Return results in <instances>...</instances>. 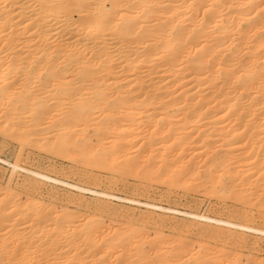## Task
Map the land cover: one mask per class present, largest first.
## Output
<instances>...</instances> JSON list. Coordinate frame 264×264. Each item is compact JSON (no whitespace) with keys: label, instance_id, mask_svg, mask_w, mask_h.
Returning <instances> with one entry per match:
<instances>
[{"label":"bare ground","instance_id":"obj_1","mask_svg":"<svg viewBox=\"0 0 264 264\" xmlns=\"http://www.w3.org/2000/svg\"><path fill=\"white\" fill-rule=\"evenodd\" d=\"M12 142L17 159L0 154L11 166L0 176V264H264L239 248L248 232L264 237L261 226L21 164L36 149L264 221V0H0V151ZM45 184L78 191L75 201L96 195L103 214L57 205L53 192L29 201ZM110 198L206 224L188 238L108 221Z\"/></svg>","mask_w":264,"mask_h":264},{"label":"rangeland","instance_id":"obj_2","mask_svg":"<svg viewBox=\"0 0 264 264\" xmlns=\"http://www.w3.org/2000/svg\"><path fill=\"white\" fill-rule=\"evenodd\" d=\"M17 145H18L17 143L12 142L11 147L9 146L8 148L4 149L2 152L0 151V154L2 155L3 159H7L11 162L15 161L18 157L17 155L20 150V148H18L19 145L18 146ZM0 150L2 149L0 148ZM29 151L33 154L30 153L31 154L30 155ZM32 151L31 149L30 150L28 149L27 152L24 153V156L21 159L23 161V162L21 161L22 162L21 164L30 169H39L45 172L47 171L53 176H57L61 179H65V180H68L70 182H75V183L78 182L89 188L96 189L98 191L105 190V191L110 192L113 195H116L117 197L120 196L123 198H130V199H134L136 201L142 202V203L147 202V203H152V204H158L160 206H163L166 208L171 207L179 211L206 214V215L215 216L219 218L229 219L235 222H238V221L242 222L243 220H245V222L249 224H256L264 228L263 220H260V219L259 220L255 219V221L246 220L242 216H240L238 213H235L236 208H237L235 205L236 202H233L230 200H226L225 202V200H219L214 197H209L203 193L202 194L192 193L188 195L187 193H185L183 190H180V189H176L175 191L170 190L168 192L169 189H167V186L166 185L164 186L161 183L158 184V183L153 182V184L152 183L146 184L145 182H142L134 178V176H132V178L130 176L124 177L119 174H112L109 171L101 170V169H92V172H90L91 168L88 167L87 165L86 166L77 165L74 162H71L69 160L67 161V159L57 157L51 154L49 155L44 151H40L36 149ZM27 155L31 159L28 158ZM25 157H27L29 161ZM33 157L34 159H32ZM10 173H11V166L6 162L0 161L1 178L5 179L7 176L10 175ZM116 175L118 177H116ZM119 176L121 177L119 178ZM52 192L55 194V198H58V196H60V199L58 198V200L56 199L52 200L54 201L53 203L56 202L57 205H60L63 207L70 206L71 209H76L79 212L81 211L82 214H84L85 212L93 211V210L94 211L97 210L98 212L97 211L95 212L97 213L102 212L101 214H103V211L101 209L95 208V206L97 205V201H98L97 200L98 197L96 195L89 193V192L84 193L82 196L84 199L82 200L84 202H81L79 200H76L77 201L76 202L75 200L71 199V197H73V195H75L74 197H76L78 194L76 198H79V197L81 198V196H79V192L76 190H73L72 188L65 187L62 185L56 186V185H51V184H45L40 193L33 194L36 196V199L34 198L33 200H29V201L33 203L34 200L37 201V200L46 198V196H48V194L50 193L52 194ZM106 201L109 202L107 204L109 207L108 209L104 211V215L106 217L105 219L106 220L108 219V221L111 219H118L120 221L131 220L135 223L137 221V223L139 224H143V223L145 224L148 221L147 224L148 223L149 224L148 225L145 224V226L149 228L150 230L157 228V227H161L167 234L173 235V233L177 234L178 232V234H180L181 232L182 234L184 233L183 235L187 236L188 238L201 237V234H199L201 233L200 229L205 227V224H206L204 222V224H201L200 226V224L196 225L195 223H193L195 226L193 227V225H191L192 223H190L192 220L179 213H175L176 215H174V213L173 214L169 213L168 214L169 216L167 214L162 215L161 211H155L156 213H153L152 212L153 209H149L143 204H138V203L134 204V203H129V202L127 203L126 201L118 200L117 198H110ZM126 210L128 213H126ZM119 211H121V213H119ZM170 214L172 215L170 216ZM159 219H162L163 221L161 222V220ZM186 225L187 227H191V228H187ZM50 227H52V225ZM245 236L248 237L246 238V240L248 241V243L249 242L250 243L246 245H240L239 246L240 250L242 249L241 251L244 254L253 252L255 253L254 255H257L260 257V259H263L264 258V237L263 236L261 237V235L253 234V232L252 233L248 232V234ZM222 240L223 239L221 238V240L219 239L220 242L219 241L218 242L221 244L224 242V240L223 241ZM254 241L255 242L257 241V244L256 245L254 244V246L252 245L251 247V242L253 243ZM232 246L230 245L229 247H232ZM254 247L255 249H253Z\"/></svg>","mask_w":264,"mask_h":264}]
</instances>
